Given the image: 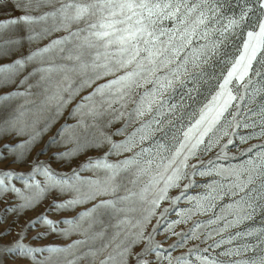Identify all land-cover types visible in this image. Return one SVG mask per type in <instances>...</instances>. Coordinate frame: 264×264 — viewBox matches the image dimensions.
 <instances>
[{
  "label": "snow or ice",
  "instance_id": "obj_1",
  "mask_svg": "<svg viewBox=\"0 0 264 264\" xmlns=\"http://www.w3.org/2000/svg\"><path fill=\"white\" fill-rule=\"evenodd\" d=\"M14 7L24 14L0 20V59L25 42L28 51L0 64V88L16 85L0 94V165L27 171L0 167V264H264V226L241 228L264 215V143L229 156L237 136L240 144L264 140V0H16ZM214 60L226 68L211 77L217 90L169 147L164 128L173 120L165 118L183 114ZM241 127L252 131L238 135ZM228 160L239 162L220 163ZM194 187L203 191L189 194ZM53 194L67 198L20 223ZM225 197L230 202L219 203ZM85 205L71 218L48 217ZM171 213L177 219L168 220ZM189 221L187 231L175 230ZM162 225L166 238L176 237L167 248L156 238ZM52 234L78 238L32 243ZM191 241L199 243L187 247Z\"/></svg>",
  "mask_w": 264,
  "mask_h": 264
},
{
  "label": "rangeland",
  "instance_id": "obj_2",
  "mask_svg": "<svg viewBox=\"0 0 264 264\" xmlns=\"http://www.w3.org/2000/svg\"><path fill=\"white\" fill-rule=\"evenodd\" d=\"M15 2H16V0H0V20L24 14L22 11L17 10L14 7ZM236 10L238 11V9H236ZM33 14H37V13H33ZM17 27H18V31H17L18 35H20V36H26L27 35V32H26V30H25L23 25H19ZM43 43H47V41H42L41 42V46L43 45ZM234 44H235V42H233V45H230L227 48L226 52H227L228 56H231V55H233L235 53ZM27 51H28V44H27V42H25L23 44V47L20 49L19 52H14L11 57L0 59V64L10 63L12 60L18 58L21 54H27ZM222 69L226 71L225 66L220 64L216 60H214L212 62V66H206V71L208 73V76L206 78L209 80V82L207 84H202L201 85L199 93H193V99L192 100H188L187 98H185L184 103H185L186 107H185L184 112H183L182 115L180 114V112L178 110L175 117H166L165 118V119H172L173 120V123L171 125H167L166 124L165 128H164V131L167 133V135L169 137L168 141L166 142L169 145V147H172V139L171 138L173 136V133H176L178 138L182 139L181 127H182V125L185 126V127L189 125V123H190L189 114H191L193 112L196 113V116L193 117L192 121H191V122H194V119L198 118V115H199L197 110L200 107H202L203 104L207 103L211 99V95L214 94L215 91L217 90V85H216L215 81L211 79V77H213V76L219 77L220 72H221ZM188 86L192 87L191 84H189ZM15 87H16L15 84L10 85V86L2 87V88H0V94H3V93L8 92V91H12L13 89H15ZM180 94L181 93L178 92L177 96L174 98V100L172 102H178L179 99H180ZM72 106H74V105H70L69 107L71 108ZM253 107H255V106H253ZM66 116H67V110L65 112V117ZM145 119H147V117ZM63 122H64V119L62 118L59 123H63ZM59 123L56 125V127H59ZM68 123H73V121L69 120ZM120 126H122V122L121 123H117L116 125H114L111 130L114 131L116 127H120ZM136 127H139V122H137L136 124L131 125L129 127L128 131L131 132ZM53 131H55V129H53ZM250 131H252V129H244V128L241 127L238 130V135H246ZM49 135H51V133H49ZM47 139H48V136H45L44 140L41 141V144L37 146L36 150H38L39 147H41L43 145L44 141H46ZM113 139L120 140V139H123V137H113ZM156 139H161L162 140V133L161 132H157L156 133ZM226 141H227V138H224V140L222 142L226 143ZM162 142H163V140H162ZM260 143H264V140L253 139V140L248 141L245 144H240L239 138L237 136L235 138L234 145H230L229 146V156L238 155V149H244V148L250 147L253 144H260ZM145 146H147V142H146ZM173 150H174V148H173ZM215 151H218V149H214L213 153H210L208 157H205V159L207 160L208 158L212 157L214 155ZM34 154L35 153H33V155ZM89 155H92V156L102 155V152H99V153L98 152H90ZM244 158H246V157H243L241 159H244ZM40 159L41 160H45V159H47V157L42 155L40 157ZM83 159H84V157H81V161ZM112 159H115V157H113ZM238 162H239V160L220 161V163H225V164H227V163H238ZM73 166H75V165H73ZM0 167L16 168L17 171H27V169L25 167H18L16 165H11V164L0 165ZM52 167L57 169V170H60V171H68L69 170L67 167L61 168V166L56 164V163H53ZM83 175H90V173H83ZM212 178L213 177H203V178L199 177V176L195 177V179H196V181L198 183H207ZM217 179H218V177H217ZM17 186L18 187L20 186L19 182H17ZM202 191H203V189L194 187V188L189 190V194L195 195L197 192H202ZM176 194H178V190H172V192L170 193V195H176ZM66 198L67 197H61V196H58L56 194H53V196L49 197L48 200H46L43 204H41L36 209L35 212H29L26 215L22 216L21 219H20V223L23 224L25 222V220H27L29 218H34L35 215H37L40 212L44 211L45 207L47 206L48 203L51 202L52 199H56L58 202H60L63 199H66ZM229 202H230L229 198L225 197L224 200L219 202V203L226 204V203H229ZM188 206L189 205L186 202H183V201H181V203L179 205V207H181V208L188 207ZM0 207H3V205H0ZM86 207H88V206L87 205L81 206V207L77 208L75 211L65 212V213H62L60 215H57V214L52 213V212H49L48 213V217L50 219H53V220L71 218L72 216H74L76 214V211H82ZM164 207H169V203L167 201L162 203L161 208L158 211H162ZM216 211H219V208H217ZM209 216H210V214L197 215V216H194L192 218V221H196V220H198V221H206L209 218ZM174 219H177V216H176L175 213H171L168 216V220H174ZM9 220H11V217H9ZM192 221H189L187 224L178 225L175 230L177 232L187 231V229L192 226ZM262 221H264V215H260L258 213L255 216V218H254V222L253 221H247V222H245L244 225L241 226V228L243 229L245 227H260V226H264V224H262ZM152 223L153 224L156 223V219L155 218L153 219ZM60 227L63 228L65 226L64 225H60ZM163 227L164 226L162 225L161 226V234L158 235L156 238L163 243V247L167 248L170 244H172L176 240V237L175 236H171V237L166 238V236H165V234L163 232ZM16 230L17 231L19 230L18 226H17ZM44 230L45 229L43 227L38 228V229L30 230L28 232L29 239L33 235H35L37 231H44ZM229 231L234 232V231H236V229H230ZM224 235L226 236L227 233H225ZM77 238H78L77 236L73 235L69 240H64L62 238H59L55 234H52V235H49L48 237H45L44 239H41V240H38V241H32V243L34 245H42V244H60V245H63V244H66V243H70L72 239H77ZM215 238L219 239L218 236L215 237ZM196 243H199V241H191V242H189L187 247H192V245L196 244ZM209 243H211V241H209ZM187 247L183 248V249H177L172 254L174 256L175 255H180L182 252H186L187 251ZM200 247L203 248V247H205V245L201 244ZM225 247H227V245L221 246V248H219V249H215L213 254H217L218 255L219 252H221V251H223L225 249ZM210 251H212V250H210ZM248 255H252V253H249ZM222 259L227 260V259H230V258L224 257ZM5 264H26V262L25 261H15V262H13V261L9 260V261H6Z\"/></svg>",
  "mask_w": 264,
  "mask_h": 264
}]
</instances>
